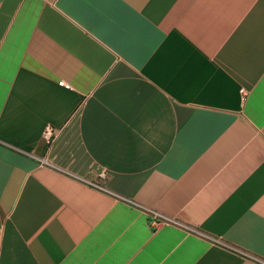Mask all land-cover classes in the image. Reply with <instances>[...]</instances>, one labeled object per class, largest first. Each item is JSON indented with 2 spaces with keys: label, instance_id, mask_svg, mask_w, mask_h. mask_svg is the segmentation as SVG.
Returning <instances> with one entry per match:
<instances>
[{
  "label": "crops",
  "instance_id": "0c3cea01",
  "mask_svg": "<svg viewBox=\"0 0 264 264\" xmlns=\"http://www.w3.org/2000/svg\"><path fill=\"white\" fill-rule=\"evenodd\" d=\"M0 264H264V0H0Z\"/></svg>",
  "mask_w": 264,
  "mask_h": 264
},
{
  "label": "built area",
  "instance_id": "2783aa9c",
  "mask_svg": "<svg viewBox=\"0 0 264 264\" xmlns=\"http://www.w3.org/2000/svg\"><path fill=\"white\" fill-rule=\"evenodd\" d=\"M61 85H64L66 87H70V84L66 83L65 81H60L59 82ZM243 92H245L243 90ZM59 135V130L54 128L51 124H47V126L44 128L43 131V138L47 141V143L52 144L56 138ZM155 223L159 224L160 222L154 221Z\"/></svg>",
  "mask_w": 264,
  "mask_h": 264
}]
</instances>
